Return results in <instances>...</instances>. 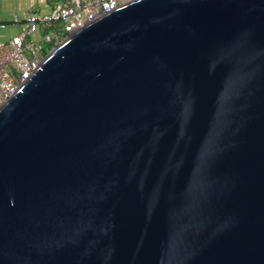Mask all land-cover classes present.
Returning <instances> with one entry per match:
<instances>
[{
  "label": "water",
  "instance_id": "water-1",
  "mask_svg": "<svg viewBox=\"0 0 264 264\" xmlns=\"http://www.w3.org/2000/svg\"><path fill=\"white\" fill-rule=\"evenodd\" d=\"M0 264H264V0H135L0 107Z\"/></svg>",
  "mask_w": 264,
  "mask_h": 264
},
{
  "label": "built area",
  "instance_id": "built-area-1",
  "mask_svg": "<svg viewBox=\"0 0 264 264\" xmlns=\"http://www.w3.org/2000/svg\"><path fill=\"white\" fill-rule=\"evenodd\" d=\"M44 13L0 23V30L18 27L0 38V107L24 85L36 68L61 43L95 19L135 0H52Z\"/></svg>",
  "mask_w": 264,
  "mask_h": 264
},
{
  "label": "crops",
  "instance_id": "crops-1",
  "mask_svg": "<svg viewBox=\"0 0 264 264\" xmlns=\"http://www.w3.org/2000/svg\"><path fill=\"white\" fill-rule=\"evenodd\" d=\"M52 6V0H0V23L11 22L15 17L24 18L29 13H44ZM12 29L17 32L19 28L10 27L7 30H0V38L10 36L8 32Z\"/></svg>",
  "mask_w": 264,
  "mask_h": 264
},
{
  "label": "rangeland",
  "instance_id": "rangeland-1",
  "mask_svg": "<svg viewBox=\"0 0 264 264\" xmlns=\"http://www.w3.org/2000/svg\"><path fill=\"white\" fill-rule=\"evenodd\" d=\"M14 30L12 29V30H10L9 32H8V35H12V34H14L15 33V31L13 32Z\"/></svg>",
  "mask_w": 264,
  "mask_h": 264
}]
</instances>
